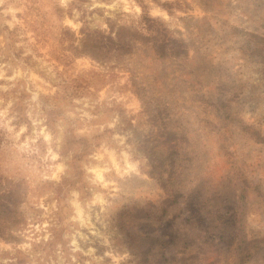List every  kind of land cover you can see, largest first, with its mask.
<instances>
[{"label": "rangeland", "instance_id": "rangeland-1", "mask_svg": "<svg viewBox=\"0 0 264 264\" xmlns=\"http://www.w3.org/2000/svg\"><path fill=\"white\" fill-rule=\"evenodd\" d=\"M0 264H264V0H0Z\"/></svg>", "mask_w": 264, "mask_h": 264}, {"label": "trees", "instance_id": "trees-1", "mask_svg": "<svg viewBox=\"0 0 264 264\" xmlns=\"http://www.w3.org/2000/svg\"><path fill=\"white\" fill-rule=\"evenodd\" d=\"M175 200H176V199H174L173 201H175ZM165 209H166V208H163V209L161 210L162 212H161L160 216H161L162 214H164ZM156 216H157V215H156Z\"/></svg>", "mask_w": 264, "mask_h": 264}]
</instances>
